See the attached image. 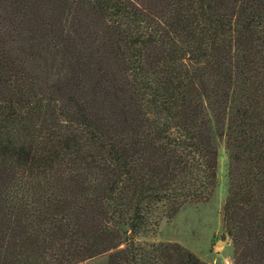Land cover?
I'll use <instances>...</instances> for the list:
<instances>
[{
	"label": "trees",
	"instance_id": "16d2710c",
	"mask_svg": "<svg viewBox=\"0 0 264 264\" xmlns=\"http://www.w3.org/2000/svg\"><path fill=\"white\" fill-rule=\"evenodd\" d=\"M221 142L234 264H264V0H0V264H209L149 235Z\"/></svg>",
	"mask_w": 264,
	"mask_h": 264
},
{
	"label": "rangeland",
	"instance_id": "374dc122",
	"mask_svg": "<svg viewBox=\"0 0 264 264\" xmlns=\"http://www.w3.org/2000/svg\"><path fill=\"white\" fill-rule=\"evenodd\" d=\"M103 99L97 101V108L110 110ZM217 185L212 195L203 201L187 204L172 218L161 221L157 231L149 235L157 241L177 242L193 251L209 264H234L235 248L225 240L224 206L229 188V155L225 142L219 145ZM108 255H101L79 264H107Z\"/></svg>",
	"mask_w": 264,
	"mask_h": 264
},
{
	"label": "water",
	"instance_id": "95a60500",
	"mask_svg": "<svg viewBox=\"0 0 264 264\" xmlns=\"http://www.w3.org/2000/svg\"><path fill=\"white\" fill-rule=\"evenodd\" d=\"M225 234H226V238H225V240H219L218 241V244H221V243H225V242H228V241H230V239H231V236H230V234H229V232L227 231V229L225 228Z\"/></svg>",
	"mask_w": 264,
	"mask_h": 264
}]
</instances>
